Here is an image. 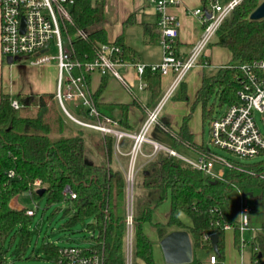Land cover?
<instances>
[{
  "label": "trees",
  "instance_id": "1",
  "mask_svg": "<svg viewBox=\"0 0 264 264\" xmlns=\"http://www.w3.org/2000/svg\"><path fill=\"white\" fill-rule=\"evenodd\" d=\"M202 1L205 7L209 5V0ZM262 1L241 0L230 11L210 44L228 48L231 60L219 67L216 73L204 74L197 98L190 112L184 116L179 131L173 130L169 118L160 116L149 132L150 138L173 149L186 145L195 152H208V144L195 142L188 126L189 120L200 104L203 126L208 123L210 128L214 117L238 101L237 92L247 81L241 64L252 63L264 56V18H251V13ZM71 15V31H88L86 38L76 37L74 40L80 58H91L100 44L114 42L123 48L122 59H136L137 51L124 43L122 34L113 41L110 39L104 25L105 1L75 0ZM156 27L157 24L146 23L144 31L150 34ZM200 61L204 62L205 57L202 56ZM104 88L105 83H102L94 96L100 115L117 120L118 125L127 126L130 104L98 102ZM157 91L155 88L153 92L158 98L160 92ZM16 98L23 105L18 109L12 106L8 94L2 93L0 98V237L19 226L24 234V245H27L31 232L28 225L35 214H26L24 207H12L10 201L15 195L32 189L36 197H46L48 204H59L69 197L75 207L63 210L67 215L65 228L85 223L89 230L98 233L91 247L103 258V264H125L127 177L122 168L111 165L114 138L105 136L101 139L108 161L94 162L87 153L84 131L73 125L75 122L65 114L54 92L22 93ZM172 98L189 101L184 81ZM116 108L121 112L119 118L113 114ZM80 116L91 118L83 108ZM234 163L226 175L219 178L168 152L159 151L156 154L143 168V186L149 190L150 202L140 199L133 204L134 264L138 259L146 264H158L144 223L152 221L154 209L167 198L171 201L167 225L187 229L192 236L194 251L212 249L215 251L213 254H217L216 264H223L225 223L234 226L235 244L238 247L241 245V233L229 209L231 192L264 188V154L252 162L234 160ZM9 170L14 171L13 177L8 175ZM36 179L42 180L39 187L33 186ZM39 188H44L41 195L37 193ZM66 189L74 192L75 197H71ZM182 214L190 219V224L182 220ZM213 234L218 236L217 250H214L211 241ZM251 243V264H264V225ZM58 247L45 245L49 252H56ZM199 263L202 262L199 260Z\"/></svg>",
  "mask_w": 264,
  "mask_h": 264
},
{
  "label": "built area",
  "instance_id": "2",
  "mask_svg": "<svg viewBox=\"0 0 264 264\" xmlns=\"http://www.w3.org/2000/svg\"><path fill=\"white\" fill-rule=\"evenodd\" d=\"M147 1L153 6L158 16L157 25L163 49V58L159 63L122 59L123 48L114 42L100 44L91 58H80L75 50L74 40L76 37L86 38L88 31L85 29L71 31V9L75 0H0L2 54L13 58V61L26 59L28 64L34 67L55 64L58 72L55 98L72 121L105 134L114 135L117 141L126 136L133 139L130 165L126 176L128 209L125 264H134L133 183L136 175L135 160L143 143L149 142L153 145V154L159 151L168 152L193 167L219 178H223L229 168L235 165L234 160L262 157L264 154V133L255 118V112H259L264 118V56L252 63L241 64L242 70L247 75V81L237 92L238 101L230 104L210 121L211 142L217 149L227 151L230 154L229 157L218 151H212L211 148L208 152H195L194 156H185L148 136L153 125L158 122L165 103L173 96L188 73L201 64L200 60L206 48L216 37L219 26L241 0L227 2L209 0L207 7L192 10L203 25V32L187 56H180L177 53L176 39L180 33L181 22L168 12V8L177 5L180 0ZM122 65L135 71L141 89L148 87L145 79L147 74H174L173 81L167 86L159 102L154 108L148 110L137 133L120 129L117 120L100 115L96 106L95 93L89 83V77L93 74L111 75L131 90L135 83L121 73L119 66ZM67 100L85 109L93 121L73 115L65 104ZM11 104L16 109L23 106L17 98H11ZM215 167L219 169L215 170ZM8 175L13 177L15 173L9 170ZM41 183V179H36L33 186L39 187ZM24 192L27 195H33L32 189ZM66 192H69L71 197L76 195L68 189ZM251 212L252 207L242 201L237 221L242 248L247 243L244 234L249 229ZM26 214L34 215L35 210L26 208ZM224 228L231 229L234 226L225 223ZM3 238L0 237V264H22L8 260L2 244ZM91 246H60L56 252H49L51 256L48 264H103V258ZM254 250L257 251L258 247L255 246ZM217 262L216 255H212L209 264Z\"/></svg>",
  "mask_w": 264,
  "mask_h": 264
},
{
  "label": "crops",
  "instance_id": "3",
  "mask_svg": "<svg viewBox=\"0 0 264 264\" xmlns=\"http://www.w3.org/2000/svg\"><path fill=\"white\" fill-rule=\"evenodd\" d=\"M141 1L142 0H105L106 21L104 25L112 41L115 40L118 35L122 34L124 43L137 51L138 55L134 60L144 61V63H159L163 58L162 46L160 51L161 54L158 57L152 58L150 55L151 49H148L151 47V45L144 41V37L150 41H160V31L158 25L154 32H151L150 34H146L144 31V26L146 23L157 24L158 16L154 8L153 10H150V8L145 7L146 5H150L147 0H145V2L142 4ZM136 7L138 9L137 13H141L142 11L146 14V17H144L141 21L143 40L140 42V46L136 45L137 43L135 42L133 43L125 33L126 24L134 23ZM200 7H204L202 0H180V3L177 5H173L168 8V12L173 14L181 22L180 33L176 39V50L180 56H187L191 51L192 46L202 35L203 25L199 18L192 13L193 9ZM110 30L113 31L112 34H110ZM152 35H155V37L153 38ZM221 49L228 48L210 44L204 52L205 61L194 67L184 79L191 101L186 102L184 100H174L171 97L165 103L163 110L167 104H169V106L166 108V110H162L160 116H162L164 119H170V125L174 131L180 130L184 116L190 112L191 105L197 98L204 74L216 73L219 67L229 63L231 60V51L228 49L229 52L225 54L224 50L221 51ZM119 67L122 69L121 73L125 74L129 80L135 83L134 88L131 90L126 88V86L120 80L111 75H100L97 73L93 74L89 77V83L94 93L102 83H105L104 91L97 99L98 102L107 104H130L128 109V124L127 126H121L119 124V128L127 132L137 133L139 132L147 116L148 110L154 108L159 102L165 89L173 81L174 74H147L145 75V79L148 82V87L141 89L139 88V80L137 79L135 71L132 68L124 65ZM215 67L217 70L212 71V69ZM207 68L210 70L209 73H206ZM57 73V66L55 64L34 67L30 66L26 59L11 61V57L2 54L0 43V98L2 93L8 94L11 98H16L22 93H55L57 86ZM155 88L158 90L157 92H160V97L158 98L153 92ZM80 111L81 108L77 107L75 113H72L71 111L70 112L73 115L82 118L80 116ZM193 113L194 115H192L191 119L189 120L188 126L194 135L195 142L198 144L205 143L201 131L203 130L204 126L202 123V107L200 104L195 107ZM113 114L117 118L121 116V112L117 108L114 109ZM86 120L93 121L92 118ZM75 124L80 126V128L84 131L87 153L89 158L94 162L104 163L108 161L106 159L107 153H105L101 145V139L105 136H112L114 138V143L112 147L111 165L113 167L122 168L127 176L130 165L133 139L126 136L117 141L114 135L105 134L96 129L81 126L76 122ZM181 146L188 148L192 152L191 155H185L181 153L179 151ZM175 150L185 156L195 155V151L186 145H180ZM153 151V145L149 142H145L141 146V150L137 154L135 160L136 175L134 180H136V183L138 184L136 196L138 197V200L141 199L144 202H150V196L149 190L143 186V168L155 158L156 154H153ZM170 211L171 201L169 198H167L154 209L152 213V221L144 223V230L153 242L154 258L158 264H166L164 254L160 246V240L170 231L178 229L177 227L167 225ZM239 211L240 206L238 213ZM181 218L184 222L188 224L191 223L190 219L186 215L182 214ZM263 225L264 223L261 225V227ZM159 229L162 230L159 231ZM260 229H253V227H250V230L245 232L244 237L247 239L246 244H252L251 241L255 239V236ZM234 233V228L226 229L225 231V259L222 263L251 264L252 254L251 256H245L242 254L241 250L245 246L242 248L241 245L238 247L235 244ZM212 255L214 254H210L208 258L201 262L203 264H209L210 257ZM137 264L146 263L144 260L138 259Z\"/></svg>",
  "mask_w": 264,
  "mask_h": 264
},
{
  "label": "rangeland",
  "instance_id": "4",
  "mask_svg": "<svg viewBox=\"0 0 264 264\" xmlns=\"http://www.w3.org/2000/svg\"><path fill=\"white\" fill-rule=\"evenodd\" d=\"M145 2V0L141 1V4ZM147 4V3H146ZM137 5V4H136ZM138 6V5H137ZM145 7L153 10L152 5H146ZM137 7L135 11V20L134 23H128L125 26V33L136 45L140 46V42L143 40L142 26L141 21L146 14L141 11V13H137ZM152 16V15H151ZM113 31L110 30V34ZM144 41L147 44H150L151 47V56L152 58L158 57L161 53V43L160 41H150L144 37ZM220 50V49H219ZM224 50L225 54H227L228 49ZM144 62V61H140ZM209 68V67H208ZM206 69V73H209V69ZM119 70L122 72L121 67ZM217 68H213L212 71H216ZM190 97V96H189ZM191 101V99H189ZM186 101V102H189ZM65 104L69 111L72 113L76 112L77 105L72 101H65ZM169 104L166 105L165 109L168 108ZM163 110V111H164ZM194 115V113H193ZM255 118L257 124L261 131L264 133V118L259 112H255ZM68 123V122H67ZM73 124V123H72ZM76 128L80 126L73 124ZM202 131L203 139L205 143L208 144L209 148L212 151H218L225 156H230V154L222 149H217L210 138V128L209 124L205 123ZM179 151L185 155H191V151L184 146L179 148ZM261 157L255 158H238L237 160L241 162H252L260 159ZM218 167H215V170H218ZM137 183L134 180L133 183V191H134V199L135 204L138 200L136 196L137 192ZM230 206L229 209L231 211L233 219L236 221L239 219V206L241 202L248 203L253 211L249 215L250 227L253 229H260L261 225L264 223V188L256 187V188H244L241 190H234L230 194ZM10 205L15 208H32L35 210V215L31 223H29L28 228L30 232V240L27 245H24V234L21 232L20 227L16 226L13 228L6 236L3 238V248L7 255L9 261L20 262L22 264H48L50 263L51 253L46 250L45 245L53 244L56 246H69V245H78L82 247H89L95 243V237L97 236V232L91 231L87 228L85 223L78 224L73 228H65L66 216L64 214V209L67 207L74 208L75 205L73 201L67 197L63 202L59 204H48L46 197L38 198L35 195H27L25 192L15 195L11 201ZM69 215V214H68ZM91 220H88V222ZM162 229H159V231ZM252 247L249 244H246L245 247L241 250L242 254L245 256H251ZM212 249H198L194 252V260L191 264H197V262L204 261L206 258L210 256V254L214 253ZM217 256V254H216Z\"/></svg>",
  "mask_w": 264,
  "mask_h": 264
},
{
  "label": "water",
  "instance_id": "5",
  "mask_svg": "<svg viewBox=\"0 0 264 264\" xmlns=\"http://www.w3.org/2000/svg\"><path fill=\"white\" fill-rule=\"evenodd\" d=\"M252 19L264 18V0L251 13ZM13 61V58H11ZM44 188L37 190L38 194H43ZM211 241L214 250H217L218 236L213 234ZM162 248L166 264H191L194 260V246L191 234L187 229H175L167 233L161 240Z\"/></svg>",
  "mask_w": 264,
  "mask_h": 264
}]
</instances>
